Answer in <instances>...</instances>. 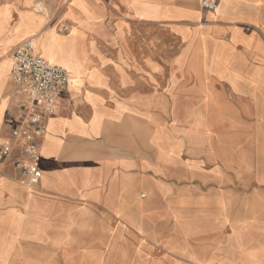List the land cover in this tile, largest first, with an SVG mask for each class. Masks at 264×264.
I'll use <instances>...</instances> for the list:
<instances>
[{
	"label": "crops",
	"instance_id": "obj_1",
	"mask_svg": "<svg viewBox=\"0 0 264 264\" xmlns=\"http://www.w3.org/2000/svg\"><path fill=\"white\" fill-rule=\"evenodd\" d=\"M0 21V149L25 112L14 49L36 36L70 73L36 136L39 183L20 184L18 147L0 164L19 208L0 212L1 249L264 264V0H0Z\"/></svg>",
	"mask_w": 264,
	"mask_h": 264
},
{
	"label": "built area",
	"instance_id": "obj_2",
	"mask_svg": "<svg viewBox=\"0 0 264 264\" xmlns=\"http://www.w3.org/2000/svg\"><path fill=\"white\" fill-rule=\"evenodd\" d=\"M219 0H201L202 6L214 10ZM69 28L63 25L60 31ZM11 77L25 97V112L12 129V139L0 149V164L20 150L15 167L23 174L24 183L34 188L42 177L41 154L36 136L43 132L47 114L58 111L63 91L70 80L68 69L39 55L32 38L20 44L12 54Z\"/></svg>",
	"mask_w": 264,
	"mask_h": 264
},
{
	"label": "rangeland",
	"instance_id": "obj_3",
	"mask_svg": "<svg viewBox=\"0 0 264 264\" xmlns=\"http://www.w3.org/2000/svg\"><path fill=\"white\" fill-rule=\"evenodd\" d=\"M5 16V15H4ZM3 21H0V32L4 30ZM33 28H30L26 25H16L9 29L11 34V39H15V37H19L20 34L24 31L26 33L30 32ZM36 51V36L31 37ZM15 51V49H14ZM12 52V54L14 53ZM12 62V59L10 58ZM24 188L30 190V187H27L25 183H20ZM32 190V189H31ZM19 211L18 207H13L12 205L0 203V212L3 211ZM49 254V253H48ZM60 254V253H57ZM46 251H31L21 249L19 244H13V241H9L6 244L5 249H1L0 247V264H77L75 260H63L61 257L54 256H46Z\"/></svg>",
	"mask_w": 264,
	"mask_h": 264
},
{
	"label": "bare ground",
	"instance_id": "obj_4",
	"mask_svg": "<svg viewBox=\"0 0 264 264\" xmlns=\"http://www.w3.org/2000/svg\"><path fill=\"white\" fill-rule=\"evenodd\" d=\"M12 61H13V59H12Z\"/></svg>",
	"mask_w": 264,
	"mask_h": 264
}]
</instances>
